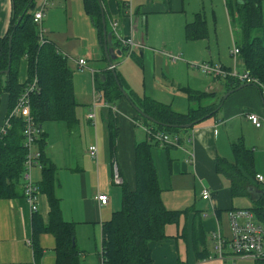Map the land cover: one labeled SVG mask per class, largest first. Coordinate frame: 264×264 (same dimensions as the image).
Instances as JSON below:
<instances>
[{"label":"crops","instance_id":"crops-1","mask_svg":"<svg viewBox=\"0 0 264 264\" xmlns=\"http://www.w3.org/2000/svg\"><path fill=\"white\" fill-rule=\"evenodd\" d=\"M43 1L34 0L28 11L34 14ZM257 1L264 23V0ZM12 4L13 0H0V39L9 29ZM47 4L40 25L46 38L68 57L75 117L71 124L45 121L41 125L45 133L43 150L56 168L61 218L74 225L78 262L99 264L97 251L102 244L103 223L120 208L121 186L135 188L134 150L137 144L149 142L144 130L148 124L123 96L96 111L95 125L88 121L95 76L104 75L110 66L102 41L84 11L83 0H47ZM102 6L108 32L109 20L116 19L120 33L133 35L143 44L129 57L120 49V55L112 61L131 99H152L179 114L217 108L211 117L191 128L167 133L171 138L178 137L180 147L151 146L161 201L176 217L165 225L164 238L149 243L152 264H254L236 256L227 246L218 257L212 234L230 239L229 211L252 208L258 201L252 199L247 187L261 190L260 198H264V183L255 179L256 174L264 177V95L250 84L228 89L225 80L201 74L189 65L203 61L225 68L233 66L230 49L238 30L236 0H104ZM186 31L192 38L186 37ZM112 42L113 48L119 49L114 37ZM162 51L180 54L182 59L169 63ZM78 59L85 60V68L79 67ZM236 69L245 71L239 56ZM17 72L18 83L24 84L28 77L26 59L19 60ZM131 75L134 78L130 79ZM228 91L231 93L223 98ZM7 111L8 95L2 92L0 125ZM248 111L259 116L260 126L246 119L244 113ZM110 121L116 127L113 148L108 142ZM240 142L251 158V174L233 151L232 144ZM91 144L97 146V161L88 154ZM187 152L194 154L192 163L188 162ZM217 159L238 165L245 177L242 193H232L229 181L215 168ZM115 173L119 182L114 179ZM31 175L34 183H41L40 168L34 167ZM38 188L36 213L22 197V190L14 197L0 198V264H56V239L51 233L38 234L37 252L29 243L33 221L41 220L44 225L49 221L48 198ZM203 188L209 190L210 199L201 198ZM99 192L108 197L105 205L96 199Z\"/></svg>","mask_w":264,"mask_h":264},{"label":"trees","instance_id":"trees-1","mask_svg":"<svg viewBox=\"0 0 264 264\" xmlns=\"http://www.w3.org/2000/svg\"><path fill=\"white\" fill-rule=\"evenodd\" d=\"M103 1L83 0L84 11L94 23L102 44L104 38L100 5ZM33 3L34 0H13L9 29L0 39V94L5 92L8 95L6 118L25 86L36 76V90L29 95V104L30 115L38 129L33 145H36L35 151L38 154L36 164L41 169L42 179L38 185L36 182L33 183L37 189V195L39 194L38 186L46 193L50 211L47 225H44L41 220L33 221L30 244L37 252L38 234L44 231L49 232L56 239V264H80L78 262L80 251L76 249L74 242V225L64 222L60 215L56 194V168L44 153L45 133L40 128L45 121H66L69 124L74 121L72 70L68 66V57L61 53L49 39L45 37L43 42L38 40L33 14L28 11ZM103 12L106 25V13L104 10ZM237 16L239 38L234 44L238 47V56L244 65L245 72L258 80L260 85L255 86L262 92L264 90V23L258 1L245 0L243 4L237 6ZM187 36L192 38V35L186 31ZM21 58L26 59L28 64V77L24 84H19L17 80L18 64ZM7 68L9 70L6 73L2 72ZM95 78V90L100 93L104 102L112 103L124 97V89L114 68L108 69L99 77L96 75ZM225 81L230 87L228 89L241 85L231 78ZM128 98L142 113L157 123L142 117L148 124L144 125L145 128L165 133L187 130L172 125L193 122L216 108L179 114L172 111L168 105L152 99L134 101L129 95ZM8 124L5 131L0 132V198L14 197L20 193V190L23 197L24 162L27 155L23 135L24 119L20 115L12 116ZM115 136L116 127L114 122L110 121L108 122V142L111 148L114 147ZM149 142H141L135 146V188L129 190L126 186H121L120 208L103 223L102 244L98 256L102 255L104 264H152L149 243L164 238L165 225L176 218L161 201L160 188L150 153L154 143ZM232 147L251 174V158L246 154L242 142L233 143ZM215 168L229 181L233 194L243 192L245 177L237 164L217 159ZM247 209L252 211L256 222L264 226V198H260L252 208Z\"/></svg>","mask_w":264,"mask_h":264},{"label":"built area","instance_id":"built-area-1","mask_svg":"<svg viewBox=\"0 0 264 264\" xmlns=\"http://www.w3.org/2000/svg\"><path fill=\"white\" fill-rule=\"evenodd\" d=\"M47 0L43 1L42 6L33 14V21L38 26L37 36L40 42H43V34L45 30L41 27V19L43 16V10L47 6ZM110 33L111 36L116 40L115 45L117 48L124 50L125 56L129 57L137 49L140 50L143 44L133 37V35H123L120 33L119 24L116 19L109 20ZM162 53L167 57L169 62H176L182 59L180 54H175L167 51H162ZM239 55L238 47L233 43L230 49V56L232 57L233 66L231 68H225L220 64H214L203 61H193L190 62V67L196 69L201 74L207 75L215 79L226 80L228 78L236 80L241 84H253L260 85L258 80L250 76L247 72H240L236 69L237 59ZM77 64L81 68L86 67V62L84 59H78ZM114 68V65H110L108 69ZM36 76H34L29 83L25 86L23 92L20 94L16 100L14 106L8 113L7 117L0 125V132L3 133L8 127V120L12 116L20 115L24 119L23 135L25 139V146L27 147V155L24 162L25 171L23 174L24 189L23 197L33 212L37 209L38 195L37 189L33 183L31 177V170L33 167H39L36 164L38 154L32 148L38 129L30 115V104L29 95L36 90ZM264 95V90H262ZM103 106H107L104 102L100 93L95 90L93 91L92 102L90 108L86 114L88 121L95 125L96 111ZM246 119H248L255 126H260L261 121L258 115L250 111L244 113ZM145 133L149 141L158 145L160 147H165L168 145H178V137L171 138L167 133L159 130H153L152 128H144ZM180 147V145H178ZM88 154L90 157L97 161L98 150L96 144H91L88 146ZM188 159L193 162L194 154L187 152ZM115 181L119 182L120 178L117 173L114 174ZM255 179L258 182L264 183V177L262 175L256 174ZM202 199H210V192L208 189L203 188L201 191ZM97 201L100 205H105L108 201V197L105 193L99 192L96 195ZM229 226H230V239H224L218 233L212 234L213 250L218 257H222L223 249L227 246L230 251L236 256L245 257L252 260L254 264H264V226L256 222L255 217L250 209L247 208H236L229 211ZM29 243H31L29 241ZM31 245V244H30ZM99 264H104L102 255L98 257Z\"/></svg>","mask_w":264,"mask_h":264},{"label":"water","instance_id":"water-1","mask_svg":"<svg viewBox=\"0 0 264 264\" xmlns=\"http://www.w3.org/2000/svg\"><path fill=\"white\" fill-rule=\"evenodd\" d=\"M245 2V0H236V4L241 5ZM100 10H101V17H102V29H103V53H104V57L105 60L109 63V65H112V61L121 53L120 49L115 50L113 48V42H112V37H111V33L106 31V25H105V19H104V12H103V8L102 5H100ZM11 42V36L9 37V44ZM9 70V68H7L5 71H2L4 73H6ZM115 74V73H114ZM244 85H248V84H242L240 85V87H243ZM123 90V89H122ZM231 93V91H228L223 98H226L229 94ZM123 95L124 97L130 102V105L133 107V109H135V111L138 113V115H140L141 117H144L146 119H148L151 122H154L153 119H151L150 117H148L147 115H145L144 113H142L128 98L127 93L123 90ZM217 108L214 109L213 111L207 113L205 116L187 123V124H183V125H172L174 127H179V128H183V129H189L192 126L196 125L197 123L205 120L206 118H209L212 114H214L216 112ZM156 123V122H154ZM157 124V123H156ZM251 195H252V199L254 201H257L260 199V197L262 196V191L257 189L254 186H249L246 189Z\"/></svg>","mask_w":264,"mask_h":264},{"label":"rangeland","instance_id":"rangeland-1","mask_svg":"<svg viewBox=\"0 0 264 264\" xmlns=\"http://www.w3.org/2000/svg\"><path fill=\"white\" fill-rule=\"evenodd\" d=\"M43 37H46V33H44L43 34ZM239 37H238V33H235V40H237ZM220 44H221V47L223 48L225 45V42H224V40H222L221 42H220ZM228 45H230L231 46V42L229 41V43H228ZM222 56H223V54H221ZM169 62V61H168ZM170 63V62H169ZM132 78H134L132 75L130 76V79H132ZM184 91V90H183ZM180 94H182V92H180ZM184 95L185 96H187V93H185V91H184ZM2 103V102H1ZM180 107L181 108H185V106L184 105H180ZM208 108H211V107H208ZM206 108H204V109H200L201 111L202 110H205ZM8 133V132H7ZM7 135V134H6ZM5 135V136H6ZM32 148L35 150L36 149V145L34 146H32ZM160 148H162V147H160ZM163 148H165V147H163ZM164 157H165V160H166V163H167V156L164 154ZM181 160V159H180ZM100 247L98 248V251H97V254H99V251H100ZM87 252V255H90L91 254V251H86Z\"/></svg>","mask_w":264,"mask_h":264}]
</instances>
